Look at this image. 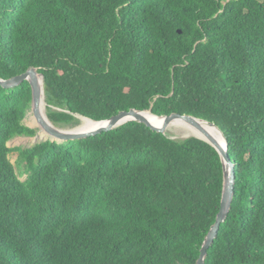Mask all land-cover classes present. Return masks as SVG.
Instances as JSON below:
<instances>
[{
    "label": "trees",
    "instance_id": "16d2710c",
    "mask_svg": "<svg viewBox=\"0 0 264 264\" xmlns=\"http://www.w3.org/2000/svg\"><path fill=\"white\" fill-rule=\"evenodd\" d=\"M33 67L56 126L132 108L217 125L235 193L205 264H264V0H0V75ZM32 99L0 85V264H198L224 192L213 145L131 121L11 148L36 134Z\"/></svg>",
    "mask_w": 264,
    "mask_h": 264
},
{
    "label": "water",
    "instance_id": "95a60500",
    "mask_svg": "<svg viewBox=\"0 0 264 264\" xmlns=\"http://www.w3.org/2000/svg\"><path fill=\"white\" fill-rule=\"evenodd\" d=\"M39 78L42 79V85L40 83ZM25 81H29L32 87V94H33L32 108H31L32 112L35 114L40 124L47 130L49 135L53 137L51 141H56L58 143H63L73 140H82L92 136H96L102 134L103 132L112 131L131 121H138L144 123L152 130L163 134H167L168 129L172 127L170 125L178 120H183L184 122L193 124L201 130L203 136H188V138L197 137L213 145L220 153L225 169V183H224V192H223L221 210L217 216V220L215 224L212 226L211 230L207 234L203 247L201 248L200 257L198 259V264H205V259L208 255V251L210 247L213 245L215 239L217 238L220 227L222 223L225 221L227 214L232 207V202L235 193V181H236L235 166L230 159L228 152L229 151L228 141L223 131L214 123L208 120L197 118L190 114L172 113L170 115L159 116L155 114L152 110H138L136 108H132L130 110H123L118 114L112 116L111 118L101 121L93 120L91 118L82 115H77L78 118L85 117L91 119L92 121L100 124V126H98L93 130L84 131V132H75V131L62 132L60 128L54 125V123L51 120L50 121L52 125H49L41 115L42 98L43 96L45 97L44 75L42 73H39L37 68L35 67L30 68L26 72L13 76L8 79H4L0 75V85H2L7 89L15 88L21 85ZM148 111L151 112L156 118L164 119V124L162 126H157L153 122H151L149 118H147L144 115V113ZM201 122L211 124V126H214L220 130L225 140V148L221 146V142L218 140V138H216L211 132H209L203 126V124H201ZM77 128L78 127L72 128V130H75Z\"/></svg>",
    "mask_w": 264,
    "mask_h": 264
},
{
    "label": "bare ground",
    "instance_id": "6f19581e",
    "mask_svg": "<svg viewBox=\"0 0 264 264\" xmlns=\"http://www.w3.org/2000/svg\"><path fill=\"white\" fill-rule=\"evenodd\" d=\"M39 80H40V83L42 85V79L39 78ZM41 115L43 116V118L45 119V121L49 125H52V123L48 117V107H47V103H46L44 96L42 98V103H41ZM144 115L147 118H149V120L157 126H162L164 124V119L156 118L149 111L145 112ZM29 119H30V124H36L37 128H39V134L37 136V140L47 139L50 136L49 133L47 132V130L40 124L37 117L35 116V114L32 111L29 113ZM80 119L82 122H81L80 126H78L77 129L72 130V128H60V130L62 132H72V131L84 132V131L93 130V129L97 128L98 126H100V124L92 121L91 119H88L85 117H80ZM181 124L187 126L190 129L187 133V136H203L201 130L197 126L190 124L188 122H184L183 120H178V121L172 123L170 126H172V125L177 126V125H181ZM201 124H203V126L209 132H211L216 138H218V140L221 142V146H223V148H225V140H224L223 134L220 132V130L214 126H211V124H208L205 122H201Z\"/></svg>",
    "mask_w": 264,
    "mask_h": 264
},
{
    "label": "rangeland",
    "instance_id": "374dc122",
    "mask_svg": "<svg viewBox=\"0 0 264 264\" xmlns=\"http://www.w3.org/2000/svg\"><path fill=\"white\" fill-rule=\"evenodd\" d=\"M31 111H32V109H30L28 111V113L24 119V124L26 126H29L33 129H35L36 134L34 136H25V135L17 136L9 142V144H8L9 147L27 149V148H32L33 146H35L36 144H38L40 142H44V141L53 139V137L50 135L47 139L37 140V136L39 134V128H37L36 124H30L29 113ZM81 122L82 121L79 118V122L76 126L62 125V126H57V127H59V128H75V127H78L81 124ZM189 130L190 129L183 124L177 125V126L172 125V127L168 129L167 135L170 136L171 138H174V139H185V138H188L187 133ZM10 160L14 164L20 179L23 181L26 180V178L28 177L27 166H26V163L20 162V153L17 150H14L11 152Z\"/></svg>",
    "mask_w": 264,
    "mask_h": 264
}]
</instances>
